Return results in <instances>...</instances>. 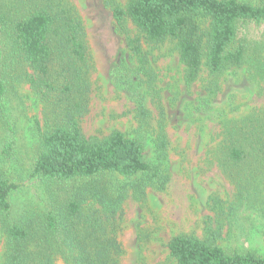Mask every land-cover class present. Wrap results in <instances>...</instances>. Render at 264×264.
Listing matches in <instances>:
<instances>
[{"label":"trees","instance_id":"16d2710c","mask_svg":"<svg viewBox=\"0 0 264 264\" xmlns=\"http://www.w3.org/2000/svg\"><path fill=\"white\" fill-rule=\"evenodd\" d=\"M108 6L119 28L125 30L130 21L140 33L128 40L139 68L147 66L141 38L153 46L171 40L188 85L196 82L203 68L217 78L245 65L253 68V79L264 80V58L251 61L245 40L238 37L241 26L264 23V0H130L124 8L114 2ZM91 67L85 30L69 0H0L3 264H121L117 217L128 191L139 196L149 186L161 190L166 183L159 162L166 147L163 135L158 158L149 162L138 139L118 131L102 139L82 134ZM124 77H115L118 86L135 91L132 78ZM23 84L44 105L45 118L34 122L37 149L27 173L39 183L42 197L37 208L15 214L12 196L22 184L10 169L18 162V133L8 101L19 98ZM133 99L145 119L141 97L133 94ZM224 140L221 165L234 182L235 201L227 210L220 207L215 228L208 227L204 239L178 235L169 241L175 264H264V254L220 243L224 227L232 231L240 212L256 213L264 224V198L252 185L264 169V123L249 131L234 124L227 127ZM110 176L126 182L113 184ZM258 233L264 240V229Z\"/></svg>","mask_w":264,"mask_h":264},{"label":"rangeland","instance_id":"374dc122","mask_svg":"<svg viewBox=\"0 0 264 264\" xmlns=\"http://www.w3.org/2000/svg\"><path fill=\"white\" fill-rule=\"evenodd\" d=\"M129 1L69 0L82 21L92 66L88 111L80 128L88 139H102L114 131L138 139L149 162L158 158L157 145L164 136L166 147L159 162L166 183L161 190L149 186L139 196L128 191L117 217V241L121 264H175L169 256V241L178 235L204 239L206 229L215 228L220 207L227 210L235 201L234 182L221 165L225 132L234 124L244 131L262 126L264 80L253 79V68L245 65L217 78L209 77L203 68L196 82L188 85L185 67L171 40L153 46L141 38L147 66L139 68L128 40L141 35L130 21L125 30L119 28L108 6L114 2L124 8ZM238 37L245 40L251 61L263 60L264 23L241 26ZM121 74L126 81L132 78L135 91L118 86L115 77ZM133 94L141 97L145 119ZM18 95L8 101L18 133V162L10 169L22 184L12 196L15 214L37 208L39 195L42 197L39 183L28 179L27 173L37 149L34 122L44 117V105L27 84L18 88ZM108 179L113 184L126 182L120 176ZM252 185L264 198V169L257 172ZM238 217L232 231L224 227L220 243L263 255L264 240L258 231L262 232L264 224L256 213L246 216L240 212ZM4 245L0 232V264Z\"/></svg>","mask_w":264,"mask_h":264}]
</instances>
